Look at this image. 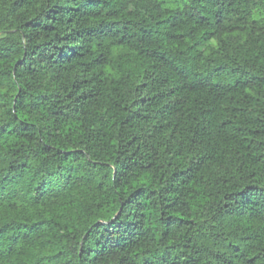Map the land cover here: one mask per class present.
<instances>
[{"label":"trees","instance_id":"1","mask_svg":"<svg viewBox=\"0 0 264 264\" xmlns=\"http://www.w3.org/2000/svg\"><path fill=\"white\" fill-rule=\"evenodd\" d=\"M0 264H264V0H0Z\"/></svg>","mask_w":264,"mask_h":264}]
</instances>
